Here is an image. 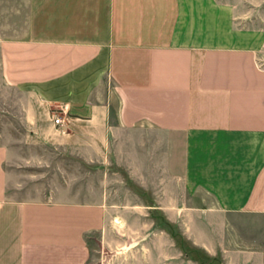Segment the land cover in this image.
I'll return each instance as SVG.
<instances>
[{"label": "crops", "instance_id": "0c3cea01", "mask_svg": "<svg viewBox=\"0 0 264 264\" xmlns=\"http://www.w3.org/2000/svg\"><path fill=\"white\" fill-rule=\"evenodd\" d=\"M242 15L219 0L3 2L0 264H91V238L112 246L97 169L138 208L149 196L190 250L159 228L124 264H264V27Z\"/></svg>", "mask_w": 264, "mask_h": 264}, {"label": "rangeland", "instance_id": "374dc122", "mask_svg": "<svg viewBox=\"0 0 264 264\" xmlns=\"http://www.w3.org/2000/svg\"><path fill=\"white\" fill-rule=\"evenodd\" d=\"M8 0H0V7L3 5V2H7ZM224 3H232L236 4L237 8L243 12L244 19L249 20L250 18L256 22L258 27H264V0H219ZM251 12V15L249 14ZM1 33H5L8 31V25H0ZM11 92L8 91L7 88H4L0 82V99L5 101L7 96ZM13 95V94H12ZM0 108L3 107L0 105ZM8 109V107H5ZM4 110V109H3ZM0 111V126L1 127H8L11 120V117L6 113ZM14 127L18 128L15 123ZM11 128V127H10ZM1 140L3 138H0ZM113 179L112 185H105L99 184V181L102 182L105 180V171L101 169H97V190L102 191L104 194L106 188L107 190H113L111 199L109 198L108 203L112 204L114 207V216L112 221L108 222V228H111L112 222V234L115 238V242L112 246H106L102 248L99 246V237L96 236L90 239L89 248L91 252V264H124L127 262H135L136 258L140 255L143 256L144 254L148 253L149 247L152 245V240L154 237L160 235L159 228L166 230L167 233L174 238V240L178 243V246L181 247L182 251L186 250L190 252L187 244L182 239L180 234L175 230L174 225H170L167 222V219L162 215L160 212L152 211V204L147 198L149 196L143 195V200L138 202L139 208L137 206L136 200H124V196L121 194L122 185L120 183V172L117 170H113ZM82 173L88 174V170H82ZM109 175V174H107ZM84 181V187L87 189L88 187H94L93 185L89 184V178L87 175L82 179ZM83 185V184H82ZM129 203V204H127ZM122 205L127 207L129 212H122ZM143 205V206H142ZM138 209L139 210L138 212ZM122 215H128V224L133 228V231L126 233V222H124L121 217ZM153 224L155 226L153 227ZM123 230V232H122ZM116 240L118 242H116ZM156 240V239H155ZM116 252V253H115ZM121 252V255L118 253ZM194 256H196L199 260L204 261L206 264H216V262H208V259L198 251H194Z\"/></svg>", "mask_w": 264, "mask_h": 264}, {"label": "built area", "instance_id": "2783aa9c", "mask_svg": "<svg viewBox=\"0 0 264 264\" xmlns=\"http://www.w3.org/2000/svg\"><path fill=\"white\" fill-rule=\"evenodd\" d=\"M53 122H54V124H56V125H61V124H62V120L59 119V118H57V117L54 118Z\"/></svg>", "mask_w": 264, "mask_h": 264}]
</instances>
